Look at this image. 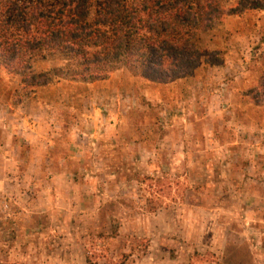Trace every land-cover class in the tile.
I'll return each instance as SVG.
<instances>
[{"label":"rangeland","instance_id":"1","mask_svg":"<svg viewBox=\"0 0 264 264\" xmlns=\"http://www.w3.org/2000/svg\"><path fill=\"white\" fill-rule=\"evenodd\" d=\"M227 19L224 64L169 83L0 67V264H264V11Z\"/></svg>","mask_w":264,"mask_h":264},{"label":"trees","instance_id":"2","mask_svg":"<svg viewBox=\"0 0 264 264\" xmlns=\"http://www.w3.org/2000/svg\"><path fill=\"white\" fill-rule=\"evenodd\" d=\"M0 0V67L25 89L59 79L94 83L120 69L164 84L224 64L204 39L227 16L264 11V0ZM62 64L37 70L39 62ZM241 95L264 107V70Z\"/></svg>","mask_w":264,"mask_h":264},{"label":"crops","instance_id":"3","mask_svg":"<svg viewBox=\"0 0 264 264\" xmlns=\"http://www.w3.org/2000/svg\"><path fill=\"white\" fill-rule=\"evenodd\" d=\"M225 22H228V19H227V20H225Z\"/></svg>","mask_w":264,"mask_h":264}]
</instances>
